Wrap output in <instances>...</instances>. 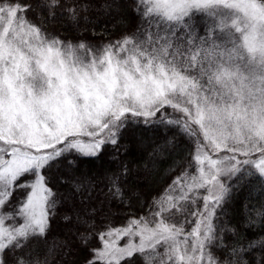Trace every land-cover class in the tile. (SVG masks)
<instances>
[{"label": "snow or ice", "instance_id": "6c2138e0", "mask_svg": "<svg viewBox=\"0 0 264 264\" xmlns=\"http://www.w3.org/2000/svg\"><path fill=\"white\" fill-rule=\"evenodd\" d=\"M0 264H264V0H0Z\"/></svg>", "mask_w": 264, "mask_h": 264}]
</instances>
